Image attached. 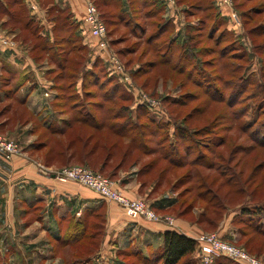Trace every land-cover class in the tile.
Wrapping results in <instances>:
<instances>
[{
  "label": "rangeland",
  "instance_id": "obj_1",
  "mask_svg": "<svg viewBox=\"0 0 264 264\" xmlns=\"http://www.w3.org/2000/svg\"><path fill=\"white\" fill-rule=\"evenodd\" d=\"M100 1L107 5H100ZM180 1L182 8L196 11L198 7L194 4L198 5L201 0ZM38 2L42 17L31 4L23 6L20 0L10 13V16L13 15L10 23L0 27L12 29L15 35L10 38L15 42L19 41L20 45L23 43L25 47L37 46L40 49L42 43L35 41L32 34L40 33L39 24H42V19L49 23L54 29L53 34H50L57 42V49L45 55L43 66L38 64L45 69L42 71L43 77L54 83L55 74L47 71L53 67L57 69L60 65L57 63L61 62L68 67L69 75L80 70L81 91H104L99 96L95 95V98L79 100L85 107L91 104L89 109L100 119L103 113L94 105L104 103L108 97L110 101L105 102L106 107L117 111L123 105H127L130 112L133 111L142 95L145 100L156 102L155 105L161 101V106L147 108L148 114H141L139 122L137 115L130 116L129 112L124 113V120L120 119L125 123L130 117L133 123H138V129L133 133H144V147L140 149L133 145L130 136L121 137L111 131L90 129L87 125L75 122L62 134L52 135L43 128H35L37 121L24 105L18 104L15 97L0 101V111L11 106L7 113L0 116V133L18 148V153L10 158L0 152V264H157L151 263L153 260L144 261L141 258L143 253L148 254L158 245L159 241L155 237L146 240L144 245V240L138 236L135 245L126 247L122 238L116 245L118 250L115 244L109 245L112 239L107 232V208L104 205L93 210H83L80 221L83 225L87 224V234L84 237L77 233L69 238L68 232L75 224L73 217L65 222L56 219L54 222H47L45 218L48 216V203H36L38 211L30 210L28 203L16 197L14 207L6 206L12 194L11 187L16 181L21 182L25 178L22 172L27 162L33 164L38 171H46L50 175L54 171L69 168L91 171L112 180L126 196L119 180L130 171L138 170L140 188L138 197L134 199L145 201L156 212L161 221L153 223H164L183 231L186 228V232L194 239L219 235L226 239L224 241H230V244L243 249L264 264V236H256V240L251 242L249 236H244L234 228L240 225L237 223L249 219L240 217L243 207H264V95L254 97L253 93L250 95L251 92H246L253 91L254 85L255 88L263 85L264 90V0H234L229 7L221 6L232 14L231 9L234 10L235 7H231L234 4H243L238 8L239 12L246 15L251 13L243 19L247 21L246 26L243 24L242 27L234 13L239 22L231 27L235 29L234 34L226 29L222 17L215 20L211 17L200 31L192 33L197 41V46L192 47L196 61H192L184 69V73L177 71L183 69L179 66L174 69L170 64L160 63L148 73L138 75L134 73H137L139 67H145L149 61L156 60L157 53L165 52L168 44L157 50V53L153 52L151 48L155 44L149 48L125 25L127 21L132 23L141 19L144 8L135 6L133 17L129 15L124 18L120 14L121 5L118 1L93 0L108 25L109 52L117 55L120 64L123 62L125 65V76L122 77L123 80L120 78L122 82L115 73H111L107 63L108 56L98 48L97 39L88 33L83 16L80 20L81 35L82 41L87 44L86 50L79 52L75 47L72 52L69 51L72 50L71 45L62 42L63 37L70 39L77 36L76 18L71 13L68 0ZM202 3L203 6L208 5L211 0H203ZM161 13L154 21L171 24L166 18L171 12L168 10V15H164L165 11L162 9ZM193 15L192 26L198 29L201 25L199 16H203V13L198 11ZM17 17H21L23 22L18 24ZM151 21L153 22L150 19L148 23ZM26 23H31L29 28ZM254 27L255 36L250 39L246 31ZM154 31L155 28L149 25V35ZM172 33L173 31H169L162 35L158 43L167 41ZM0 34L6 38L2 32ZM223 52L224 58L221 57ZM58 55L61 59L53 63L51 60H54V56L59 57ZM67 55L69 58L64 61V56L67 58ZM177 55L179 52L175 51L171 56ZM240 55L242 61L238 58ZM97 59L100 63L95 67ZM199 70L202 72L198 73ZM87 71L101 73L96 75V85L87 83L84 88L83 79ZM190 72H194L191 77L188 76ZM6 77L0 78V95L8 90L4 87ZM240 78L245 80L244 83L237 82ZM34 79L31 83L35 86ZM74 81L69 78L65 83L72 85ZM50 89L52 90L51 87L45 90L43 86L44 91L50 92ZM61 92L64 91L56 93ZM122 93L124 101L121 100ZM50 103L52 107L56 102L53 99ZM57 103L62 105L64 100ZM68 108H55V118L73 120L72 115L66 112L69 111ZM150 120L157 125H164V135L167 138L170 136L169 139H172L176 126L199 134L194 136L195 142L189 141L179 147V157L174 158L177 165L172 166L161 159V152L164 151L160 147H167L168 144L164 142L163 133L152 134L154 124L149 126L147 121ZM146 125L148 129L145 128ZM202 129H206V135L200 134ZM209 143L212 146L208 147ZM152 150L154 153L146 154ZM87 154L91 155L93 162L86 164L84 156ZM54 178L60 183L72 182L90 189L97 195V201L113 202L79 182ZM41 208L45 209L43 214H39ZM87 211H93L90 213L94 217H90ZM166 219L173 220V224L169 225ZM57 223L61 227L57 228ZM54 237H59V240ZM70 237L75 238L72 241ZM193 264L200 263L195 261Z\"/></svg>",
  "mask_w": 264,
  "mask_h": 264
},
{
  "label": "trees",
  "instance_id": "obj_2",
  "mask_svg": "<svg viewBox=\"0 0 264 264\" xmlns=\"http://www.w3.org/2000/svg\"><path fill=\"white\" fill-rule=\"evenodd\" d=\"M36 1H37V3H39L38 0H36ZM113 1H118L120 4V0H113ZM173 1H174V6H175V12L170 15L171 17L170 16L166 17V18H168L167 20L171 24H169L168 22H166L164 24H161V23L159 24L157 21H154V19L156 17H158L159 15L162 14L161 13L162 9L165 11L164 15L167 14L169 6H168V2L166 0H139L138 2H137V0H135V1L128 0L127 6L129 7V9H127V11H124V15H122L120 13L124 18L126 16H129V15H130V17H133L135 6H138V8H142V9L144 8L145 12L143 15H141L142 16L141 19H137L136 21L134 20L132 23H131V21H127V22L125 21L126 22L125 25L130 27V29H129L130 32L132 34L139 36V39L141 41L145 42L149 48L152 47V44H155L151 48V51H153V52L157 53V50H159L161 47H164L165 45L168 44L165 52L160 51L159 53H157L158 56H157L156 60L149 61L147 64H145V67H139L140 69L137 71V73H134V75H138V74H141L143 72H147V71L151 70L152 68H155L160 63L170 64L174 69H176V67L179 66L180 68H183V69H178L177 71H179L180 73H184L185 72L184 69L189 67V65H190V63H192V61H194V62L196 61L195 60V53L192 51V47L197 46L196 45L197 41H195V39H196L195 35H193L192 33L195 32V30H197L196 32L200 31L202 25H204V23L208 22V20H210L211 17H213L214 20L219 18V17H222L223 20L225 21L226 29L229 32H233V33L235 32V29L231 28V27H233V25L231 26V22H233L232 21L233 17H232V15H230V12H228L227 9L224 10V8L221 7V5L219 4V0H211V3H209L208 5H204V6L202 5L203 0H201L198 5L194 4V6L198 7L196 11H188L186 8H182L181 7L182 2L180 0H173ZM22 2L23 3H21V5L27 6L26 0H22ZM99 3L102 6L107 5V3H105V2L103 3L101 1ZM233 3H234V0H233ZM95 4H96V2H95ZM124 4H125V2H124ZM241 5L244 6L243 4H240V6ZM240 6L234 4V6H232L231 8L235 7V9L234 10L231 9V10H232V14L235 13V15L238 17V19L242 23V27H243V24L246 26V22H247L246 20L244 21L243 19L249 17V15L251 13L248 15L241 14L238 10V8ZM198 11L201 14L203 13V16H199L200 18L198 17L200 20V23H201L200 28H198L199 30L195 29L194 26H192V24H193L192 20L195 17V15H193V13L198 12ZM180 15H181V18H180ZM12 16L13 15H11V17ZM100 16H101V19L103 20V22L105 23V25L107 27V37H108V35H109L108 25L105 22V20L103 19V16L101 13H100ZM38 18H40V17H38ZM150 19L153 20V22L151 21V23H148V21ZM181 19H183V21H184V23L182 24V27H181ZM140 20H142V21H140ZM16 22L18 24H20L23 22V20H21V17H17ZM26 24H27L26 25L27 28H29L28 26H30L31 23H26ZM75 24H76V29H77L76 38L74 36H72L70 39L63 37L64 39H62V42L71 45L72 50H69V51L73 52L75 47H76L77 50H79V52H80V50H86L85 45H87V44H85L82 41L83 38L81 35V23L76 21ZM1 25L5 26L4 23ZM149 25H152V27L155 28V31L152 32L150 35L148 32ZM73 26H74V24H73ZM39 27H40V30H39L40 33L36 32V29H35L36 33H33L32 36L34 37L35 41L41 42L43 46L40 49L37 46H31V57L37 65L43 61V59L45 58V55L48 54V52H52V51H55L57 49V47H56L57 42L54 40L53 36L50 34V33L53 34L54 29L51 28L50 31H47L45 29V27L40 25V24H39ZM169 31H173V33H172L173 35L167 41L158 43V40L161 38V36L164 35L165 33H168ZM246 32H247L246 35L249 36L250 39H254L251 36H253V35L255 36L256 28L255 27L251 28L250 31H246ZM147 35H149V36H147ZM224 35L227 36L226 34H224ZM210 40H212V39H210ZM83 43H84V45H83ZM109 44H110V42H109ZM217 44L218 45L220 44L219 40H218ZM208 50H209V48H208ZM175 51H178L179 55H177L176 57L171 56V55H174ZM212 53L214 54L215 52H212ZM223 55H225L224 52L222 53V56H221L222 58H224ZM58 56L59 57L54 56L53 57L54 60L52 59L51 61L53 63H56L57 59H61V56L60 55H58ZM169 56H171L173 59ZM64 57H65L64 61H67L69 58L68 55H67V58H66V56H64ZM99 57L104 59V57H102L101 55ZM234 58L237 59V56H235ZM238 58H239V60L242 61L241 55ZM246 61H247V59H246ZM98 62H99V60L97 59L96 62L94 63L95 67L98 66V64H97ZM121 63H122L121 65L123 67V74H125V72H126L125 65L123 62H121ZM57 64H60L59 67H57V69H54L55 67L49 69L51 71V73L55 74V78L53 80L54 83L52 82L53 86L51 88L54 90H57V91H64V92L57 93L56 98L54 99V101L56 103H55V105L53 104L52 107L49 108V111H47V113L40 112L38 114H34L31 111H29V109L26 106V100L22 97H19L17 95V91H14V89L12 87H10L11 81L9 80L8 77H6L7 79H6V82L4 83L5 84L4 87H6V89H8V90H6V92H4V93H2V95H0V101L9 100V99H11V97H15L18 104L24 105L28 109V112L30 113L32 118H34L37 121L38 125L35 126V128H43V129L47 130L48 132H50L52 135L53 134H62L63 131H66L69 127H72L74 125V122H75V123H81L83 125H87L90 129L94 128V129H98V130L111 131V132H114L115 134H117L121 137L130 136L132 138L133 145L135 147L141 149V147L144 145L143 144L144 140L142 139V136H144V133H140V134L133 133V132H135L136 129H138L137 128L138 123H133V120L130 117H128L126 119L125 123L121 122L120 119L124 120V113L129 112L130 116L137 115V120L139 122V117L141 114H144V112L148 114L147 108L150 109L151 107H159V106H161V101H158L157 105H151L147 102L142 101L141 96H140L139 97L140 102L138 103V106H136L135 109L130 112V109H129V107H127V105H125V106L123 105L122 109H119L118 111L115 108H112V109L107 108L105 102L108 100L110 101V98L108 97V98H106L104 103L99 102V103H97V105H94L95 107H97V109L99 111H101L103 113L102 114L103 117H102V119H100L98 116H96L95 113L93 114L92 111L89 109V107H91V104L86 105V107H85L82 105V103L79 102V100L81 101L84 99L95 98V95L99 96L104 91H87L86 89H85V91H81V89L79 88V85L82 82L80 70H78L77 73L72 72L69 75V73H67L68 67H66V65L64 63L61 62V63H57ZM234 67H238V66L234 65ZM195 69H198V68H195ZM109 70H110V68H109ZM191 70L196 71L193 69H191ZM50 71H49V73H50ZM200 72H202V70L198 71V73H200ZM100 73H101L100 71L99 72L87 71L85 73L84 79H83L84 88H85V85L87 83L92 84V85H96L97 84L96 75L99 76ZM193 73L194 72H190L188 74V76L191 77L193 75ZM195 73H197V72H195ZM75 76H77V77L75 78ZM116 76L119 79V81L122 82L120 80V78L122 79V75L116 74ZM69 78H71L73 81L76 79V81H74L72 83V85H67L65 83V81L68 80ZM262 78H263V75H262ZM108 79H110V77ZM118 79H117V81H118ZM244 81L245 80L241 79V78L239 80H237L238 83L239 82L244 83ZM57 82L59 84H57ZM228 84H230V83H227V85ZM262 87H263V85H261L259 88H255V85H254L253 91H246V92H251L250 95L253 93L254 97H261L262 95H264V90L262 89ZM114 90H116V89H114ZM245 90H247V89H245ZM59 100H64V103L62 105H59L57 103V101H59ZM121 100L124 101V93H122V95H121ZM67 104H68V106H66ZM57 107H64V108L69 107L68 108L69 111H66V112L70 113L72 115L73 120L72 119H65V120L59 119L60 117H58V119H56L55 117L57 116V112H55L56 111L55 108H57ZM10 108H11V106L8 105L5 109H3V111H0V116H2L3 113H7ZM62 112H65V111H62ZM238 120H239V118H238ZM147 123L149 126L154 124L152 134H156L155 132L163 133V139H165L164 142H166L168 145H167V147H164V146L160 147L161 151H164V152H161V156H162L161 159L168 162L172 166L177 165L175 159L179 157V151H180L179 147L183 146L184 144H186L189 141L195 142L193 140L194 136L199 135V134H196V132H192V131H189L185 128H182V127L180 128V127L176 126V131L173 133V136H171L172 139H169L170 136L167 138L164 135L165 134V132H163L164 128H165L164 125H157L151 120H150V122L147 121ZM245 124L247 125V122H245ZM145 128H147V125L145 126ZM0 132H1V130H0ZM200 134L206 135L207 134L206 129H202V131H200ZM207 146L208 147L212 146V143L207 144ZM150 153H154V151L152 150L149 153L147 152L146 154H150ZM90 156L91 155H89V154L84 156L85 157L84 163L87 164L88 162H93V160H91L92 158H90ZM89 158H90V160H89ZM62 170L54 171L53 174L56 172H61ZM137 174H139V171ZM39 202H42V201H39V200H36V202L32 201V202L28 203L29 204L28 207L30 208V210L36 209V211H38V209L35 206L37 205L36 203H39ZM44 210H45L44 208L39 209V211H40L39 214L40 213L43 214ZM90 212H93V211H90ZM90 212L89 211L87 212L89 214V216L94 217V215H92L93 213H90ZM240 215H241L240 217H242V218H249V219H247L246 222H244V220H243L242 222L237 223L240 225L235 226L234 228H236L244 236H249V238H251L250 239L251 242L252 241L254 242L259 235L264 236V223H263L264 207L256 206V205L254 207H243L241 209ZM72 220L75 221V224L73 225V229L69 230V232H68L69 235H67V238H69V236H74L77 233L83 234L85 237L87 234V230H88L87 224L84 223V225H83L81 223L80 219L76 220L73 218ZM160 237H161V241L159 240V243L157 246H154L148 254L143 253L141 258H143L144 261L153 260V262H151V263H157V264L158 263L159 264H181V263L193 264L196 261L197 263L199 262L201 264V249L199 247L198 241L196 239H194L193 237H191L187 234L178 232L175 229L166 230L163 234L160 235ZM54 238H56V240H59V237H54ZM70 238L73 241L75 237H70ZM222 239L226 240L224 237H222ZM229 262H230V264L231 263L241 264V263H239L233 259L227 258V257H221L219 259H216L213 264H229Z\"/></svg>",
  "mask_w": 264,
  "mask_h": 264
},
{
  "label": "crops",
  "instance_id": "obj_3",
  "mask_svg": "<svg viewBox=\"0 0 264 264\" xmlns=\"http://www.w3.org/2000/svg\"><path fill=\"white\" fill-rule=\"evenodd\" d=\"M19 2L20 0H0V25L3 23L5 25L10 23L12 19L10 13ZM26 3L27 5L31 4L33 9L40 14L39 3H37L36 0H30L29 2L26 0ZM68 4L71 13L74 18H76L75 20L80 22L85 13L84 1L68 0ZM127 4L128 0H120V5L122 7L120 11L122 15H124V11L129 9ZM168 6V10L173 14L175 12L174 4H168ZM230 15H232V17L234 16L232 21L234 23L233 26H235L237 18L234 14L230 13ZM40 17H42V15ZM41 21V25H44L45 29L50 31L52 27L49 23H46L43 19ZM183 23L184 21L181 19V27ZM3 28L0 27V33L2 32L5 37L11 41L12 45L0 46V78L2 76H7L9 78L11 81L10 87H12L14 91H17L19 97L26 100V106L29 111L34 114L40 112L47 113L51 107V103L49 104V102L56 98L57 90L50 89V92L43 90V86L45 90H48L53 86V83L49 82L46 77H43L42 71L45 69L42 67L40 68L32 59L31 47L29 45L25 47L23 43L20 45L19 41H13L10 38L15 35L12 29ZM43 65L44 62L42 61L40 66ZM35 66L39 68L36 69ZM49 71L48 69L47 73ZM33 76L36 79H34ZM32 79L36 80L34 82L35 86L31 83ZM42 82H44V85L40 87ZM59 119H61V117ZM22 173L25 175V178H23L21 182L16 181L11 187L12 194H10L11 197L7 201L6 206L14 207L13 203L16 204V201H14L16 197L23 200L24 203L36 202V200H39L49 204L48 216L45 218L47 222H51L55 219L65 222L70 217L79 220L83 210H93V208L97 209L100 205H104V208H107V232L112 239V243L109 245L113 246L115 244L116 250L119 249L116 245L122 238H124V246L126 247L127 245H135L138 236L142 237L144 245L146 243L145 241L152 237L161 241L160 235L170 229H175L178 232L189 235L184 227L183 231L177 227H170L164 223H153L144 219L132 220L125 215L117 204L109 201H97V195L90 189L72 182L60 183L54 176L48 174L46 171H38L37 168L29 162L26 163V168ZM137 173L138 170H132L127 173V176H123V178L119 180L122 189L127 193V196L132 199L138 197L140 188L137 180ZM18 191L20 192L18 193ZM21 200L20 202H22ZM58 226L61 227L59 223H57V228ZM125 241L127 242L126 245Z\"/></svg>",
  "mask_w": 264,
  "mask_h": 264
},
{
  "label": "built area",
  "instance_id": "obj_4",
  "mask_svg": "<svg viewBox=\"0 0 264 264\" xmlns=\"http://www.w3.org/2000/svg\"><path fill=\"white\" fill-rule=\"evenodd\" d=\"M28 2L30 0H27ZM85 3V13L83 22L90 33V36L97 39L98 48L107 54L111 73L118 75L123 74V67L118 58L109 52V42L107 37V27L101 19L100 13L93 2V0H83ZM169 5H173V0H167ZM233 0H219L222 7H229ZM239 20V19H238ZM238 24L239 22L236 21ZM12 43L8 39H4L0 34V46H11ZM112 54V55H111ZM142 95V101L151 105L156 102L145 100ZM0 152L4 153L9 158L18 153V148L15 143L5 138L0 133ZM52 176L61 181L68 179L74 180L87 186L94 191H97L104 198L115 202L125 213V215L132 220L144 219L150 222L161 221L156 212L141 199H129L120 189H118L114 182L102 175L95 174L91 171L82 168H69L67 170L52 173ZM169 225L173 222L171 219H166ZM173 224V223H172ZM201 249V264H213L216 259L227 257L233 259L241 264H262L259 259L247 254L243 249H240L227 241H224L219 235L200 236L195 238Z\"/></svg>",
  "mask_w": 264,
  "mask_h": 264
}]
</instances>
